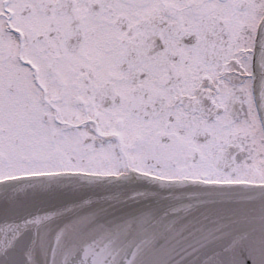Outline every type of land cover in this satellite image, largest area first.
<instances>
[{
	"label": "snow or ice",
	"instance_id": "1",
	"mask_svg": "<svg viewBox=\"0 0 264 264\" xmlns=\"http://www.w3.org/2000/svg\"><path fill=\"white\" fill-rule=\"evenodd\" d=\"M0 264H264V0H0Z\"/></svg>",
	"mask_w": 264,
	"mask_h": 264
}]
</instances>
